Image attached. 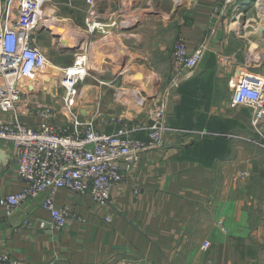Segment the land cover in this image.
Returning <instances> with one entry per match:
<instances>
[{
    "label": "crops",
    "instance_id": "0c3cea01",
    "mask_svg": "<svg viewBox=\"0 0 264 264\" xmlns=\"http://www.w3.org/2000/svg\"><path fill=\"white\" fill-rule=\"evenodd\" d=\"M253 1L183 0L185 10L179 18L176 37L183 38L189 49L206 40L208 50L180 86L168 91L165 124L170 129L165 131L162 144L144 151L138 167L125 173L122 182L113 187V208L96 207L86 195L59 189L56 206H68L76 214L61 230L49 228L50 214L39 204L42 195L26 200L8 216L0 208V248L18 264H241L232 259L234 254L244 259L242 264H264V149L227 136L258 137L251 124L250 108L231 109L228 105L237 70L247 71L250 62L258 58L259 75L264 77V27L259 32L255 29L258 34L254 30L247 33L249 22L256 21L255 16L264 20L261 15L251 16L248 12ZM94 6L92 10L98 13ZM238 12L248 20L239 28L234 23ZM15 14L16 11L12 16ZM49 15L36 33L37 42L45 50L38 34L47 31L53 37L60 36L50 29L48 23L54 17ZM67 17L76 30L71 35L73 45H86L80 39L85 15L82 24ZM55 20L59 21L56 17ZM99 32L88 44L89 64H93V53H98L96 62L102 67L107 64V55L103 48L97 47L99 52H96L94 45L104 38L110 39L111 35L98 38ZM247 35L256 38L249 40ZM171 58L172 52L156 86L134 89L147 96L164 91ZM122 68L102 67L92 74L100 83L107 84L105 88L96 85L98 97L93 98L104 99L107 89H112L123 75ZM106 71L114 79L107 81L100 77ZM39 80L33 75L27 88L23 85L25 98L33 104L56 108L59 104L54 101L56 94L51 92L52 97L46 101L40 93L45 89ZM53 80L41 81L46 82L47 89ZM90 88L86 84L82 91ZM123 98L122 106L132 104L128 115L127 111L114 108L99 111L94 107L101 103L95 105L94 99L86 108L81 104L79 107L84 117L94 116L97 127L110 132L114 128L113 118L133 119L140 111L127 97ZM6 117L0 111V121ZM58 117L52 114L49 122H59ZM22 120L30 125L38 122L32 113L24 114ZM259 126L264 131V120ZM179 129L198 134H184ZM201 131L208 133L199 135ZM22 185L11 145L0 142V197L19 190ZM134 187L139 188L137 196ZM107 216L110 221H106ZM205 240L211 246L203 251L201 245ZM235 245L239 246L235 249Z\"/></svg>",
    "mask_w": 264,
    "mask_h": 264
},
{
    "label": "built area",
    "instance_id": "2783aa9c",
    "mask_svg": "<svg viewBox=\"0 0 264 264\" xmlns=\"http://www.w3.org/2000/svg\"><path fill=\"white\" fill-rule=\"evenodd\" d=\"M6 2L9 8H14L16 14L14 18L9 17L11 8L6 17L4 8L0 12V111L7 116L0 121V142L11 145L17 176L23 185L19 190L1 196L0 208L8 216L26 200L42 195L39 204L50 214L49 228L61 230L69 220L76 218V214L68 206H56L55 195L59 189L86 195L96 207L113 208V187L122 182L125 173L138 167L144 151L162 144L165 131L170 129L165 124L168 91L178 88L188 73L195 70L208 50V43L205 40L189 49L183 38H177L166 89L154 93L153 99L136 89L129 91L132 92L130 97L140 98L132 100L141 109L142 115L133 119L116 116L112 122L114 128L107 132L97 127L94 116L84 117L79 109L78 85L86 78L96 80L88 68V45L76 49L71 65L59 68V85L63 90L60 96L61 108L55 109L49 104H33L25 98L21 82L32 75L44 74L50 62L47 51L36 40V33L49 15L46 8H55V3L53 0ZM85 2L89 9L85 14L81 42L91 40L99 30L124 24V20L112 19V15L101 18L92 10L95 0ZM255 7L263 17L261 10L264 9V0ZM237 14L239 16L234 17V23L238 28L243 21L244 24L248 23L242 12ZM70 67L74 71L71 76H66ZM251 75L242 69L236 71L228 105L231 109L241 106L250 108L251 124L258 137L235 134L227 136L264 149V131L259 126L264 120V77ZM123 93L116 91V99H121ZM28 113L38 119L36 125L22 120V116ZM55 113L64 115L65 120L49 122ZM180 131L184 134H198L188 129ZM206 133L201 131L199 135L204 136ZM133 193L137 196L139 188L134 187ZM105 219L110 221L108 216ZM24 225L28 224L24 222ZM210 246L211 242L205 240L201 250L206 251ZM0 264H18V261L0 248Z\"/></svg>",
    "mask_w": 264,
    "mask_h": 264
},
{
    "label": "rangeland",
    "instance_id": "374dc122",
    "mask_svg": "<svg viewBox=\"0 0 264 264\" xmlns=\"http://www.w3.org/2000/svg\"><path fill=\"white\" fill-rule=\"evenodd\" d=\"M0 1V12L4 8V16L6 17L8 10L11 8L9 11V17L14 18V15L12 16V13L15 11L14 8H9L8 2L4 1L3 3L2 0ZM53 1L55 3V8H46L47 13L51 16L53 15L54 17L48 24L50 29H52L54 32L60 33V36L53 37L47 31H42L40 34H38V38L42 41L44 47H46L50 62L48 63L44 74L37 76L42 80H46L48 78L54 79L52 85L47 89L46 87H43L45 90L41 89L40 93H43L42 96L44 99H46V101L49 100L55 93L56 97H54V101L57 100L56 102L59 104L58 106L56 104V106L57 108H61V100L59 95L63 94V90L59 85L60 80L58 79V76L61 73L59 68H65L71 65L73 51L77 48H80L78 43L73 45L74 38L71 37V35L76 30L71 20H67V15L72 17V20H74L76 24H82L85 12L88 10V6L86 5L85 0ZM181 1L182 2H180V0H95L94 8L97 9L101 18L112 15V19L117 18L118 20L121 18L125 21L122 26L99 30L100 32L98 33V38L104 37L105 35H111V38L108 40L104 38V41L97 42L94 45V50L96 52H99V50H96L98 49L97 47L100 49L103 48L102 50L108 56H106L107 64H103L102 67L104 69L107 67L109 70L112 68L120 70L123 67L122 72L120 71L123 73V75L114 82V87L112 89H107L106 95L101 101L98 98H93L95 96L98 97L96 85L103 86L105 88V85L107 84H105V81L104 83H100V81L97 79L94 80L93 78H86L83 81V84L78 85L79 95L82 97L85 96L84 98L81 97V100H78L79 104L86 108L90 103L89 101L93 98L95 100V105L97 102L101 103L98 105L99 107H94L95 109L99 108V111H101V108H107L106 111L104 109L103 111L108 112L111 111L109 108H114L117 111L125 110L127 111L126 114H129V109L132 108V104L125 103L124 106H122L120 104L123 102L121 99L115 100L116 91H123L124 93L121 98L124 99L123 97H127L131 102L134 103L132 99L140 100V98H134L133 96L130 97L132 92L129 93V91L138 87L148 88L152 85L156 86L157 79H161L163 77L162 74L160 75V73H162L163 69H167L171 52L173 51V47L177 39L176 30L178 27V21L181 14L185 10L183 0ZM262 1L263 0H260L257 3L253 1L248 6V12L251 13V16H255V14L260 15L259 9L253 4H259ZM49 9H51V11H49ZM261 14H263L264 17V9L261 10ZM55 17L59 21H56ZM255 18L256 21L254 20L249 22L247 26V33L251 30H254L253 33L258 34L257 32H259L260 28L264 27V20H261L256 16ZM256 28H258L257 32L255 31ZM254 37L256 38V36L250 37L247 35V39L249 40L255 39ZM89 41L86 42V46L89 44ZM257 48L253 50H257ZM121 50L123 51L121 52ZM121 55H124V59L121 58ZM257 55H259V52ZM98 56V53H93V62L91 60L93 64H88L91 74L98 72V69L102 68L96 62V58H98ZM117 58L118 61H116ZM114 62H118L117 65H115ZM259 68V59L257 58L255 62H250V66L247 67V71L244 69L242 71L247 72L249 75L252 73L259 75ZM156 71L161 72L157 73ZM69 73L70 72H66V76H68ZM111 75V72L106 71L100 77L109 81L113 78ZM122 77L124 78L123 80ZM86 84L91 86V88L89 90L85 89L86 91L83 92L82 89ZM103 87L102 89L105 90ZM158 87L162 89V86ZM51 92H53V94ZM139 93L141 92L139 91ZM142 95L147 96L146 94ZM153 96L154 94L148 96V98L152 99ZM34 100H37V98H34ZM85 108L84 110H86ZM139 110L141 109L139 108ZM55 114L59 116L57 121L65 120L64 115L61 116L60 113ZM67 115L68 113L66 116ZM138 115H142L140 111L137 112L136 117H138ZM235 246L236 249L239 245ZM243 250L244 249H242V251ZM232 259H236L239 263L241 262V264L244 262V259L239 258L238 254H234Z\"/></svg>",
    "mask_w": 264,
    "mask_h": 264
},
{
    "label": "bare ground",
    "instance_id": "6f19581e",
    "mask_svg": "<svg viewBox=\"0 0 264 264\" xmlns=\"http://www.w3.org/2000/svg\"><path fill=\"white\" fill-rule=\"evenodd\" d=\"M260 0H256V3L259 2ZM74 69L70 67V69H67V72H71V74L73 73ZM53 72V71H52ZM70 74V73H69ZM68 74V76H69ZM33 76V75H32ZM71 76V75H70ZM31 77V76H30ZM26 78L21 82V85H24L26 87V84L28 82V79L30 78ZM32 79V78H31ZM42 79L39 80V82L41 83V87L43 88L44 86H46V82L45 81H41ZM38 81V80H37ZM32 87V86H31ZM27 88V87H26ZM28 91V90H27ZM29 92V91H28ZM138 97V96H137Z\"/></svg>",
    "mask_w": 264,
    "mask_h": 264
}]
</instances>
